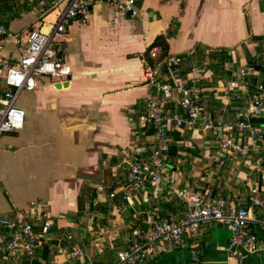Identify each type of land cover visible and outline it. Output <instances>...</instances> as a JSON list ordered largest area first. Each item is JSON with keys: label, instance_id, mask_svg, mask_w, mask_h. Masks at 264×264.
I'll return each mask as SVG.
<instances>
[{"label": "crops", "instance_id": "obj_1", "mask_svg": "<svg viewBox=\"0 0 264 264\" xmlns=\"http://www.w3.org/2000/svg\"><path fill=\"white\" fill-rule=\"evenodd\" d=\"M49 1L0 0V22L14 31H49L64 7L49 8ZM137 8L132 17L97 1L88 21L69 19L57 36V54L72 75L61 87L40 75L35 89L21 93L24 125L0 139V216L21 218L33 202L46 204L53 223L40 238L37 264H113L155 222L184 218L189 198L203 190L250 209L249 228L262 249L235 252L231 230L208 221L181 248L137 264H264V207L251 202V188L264 187V116L252 120L262 133L260 149L246 157L220 151L204 131L171 127L161 187L148 183L131 202L122 198L121 165L123 151L151 130L143 119L155 90L144 74L148 47L165 42L166 54H182L192 74L206 54V109L230 120L248 105L255 85L264 84V0H138ZM3 52L19 56L14 43ZM243 134L240 140H249V131ZM74 243L85 253L80 260L69 256L67 245ZM0 258L6 262L3 252Z\"/></svg>", "mask_w": 264, "mask_h": 264}, {"label": "built area", "instance_id": "obj_2", "mask_svg": "<svg viewBox=\"0 0 264 264\" xmlns=\"http://www.w3.org/2000/svg\"><path fill=\"white\" fill-rule=\"evenodd\" d=\"M97 1L103 0H50L49 8L62 4L64 7L49 31L41 26L14 31L0 22V139L5 133L14 132L24 125L26 111L19 105V97L22 92L36 88L38 76L47 75L61 82L69 80L72 67L57 54V36L65 31L69 19L88 21ZM105 1L118 12L132 17L138 15V0ZM9 43L17 45L18 57L4 54L3 50ZM145 53L147 55L142 56L144 74L155 87L146 99L143 118L151 130L123 151L121 165L126 172L122 187L124 200L131 202L148 183L158 189L161 187L163 169L171 148V127L204 131L211 135L213 145L225 154L246 157L259 151L262 133L253 126L252 120L264 116V84L255 85L248 105L238 107L230 120L216 118L205 106L207 94L202 80L211 68L206 54L199 64L193 66L195 73L192 74L184 69L182 54L161 56L163 48L158 44L150 45ZM242 72L246 73L241 69ZM262 74L264 76V68ZM227 83L235 87V81ZM245 130L249 131V140L242 141ZM254 164L261 168L260 159H255ZM261 175L264 178L262 170ZM109 195L113 197L115 192ZM251 202L264 207L263 186L251 188ZM94 215L91 213V218ZM250 219V209L237 198L197 190L189 198L184 218L172 216L155 222L142 240L135 237L127 248L119 250L113 264H137L181 248L187 236L197 233L208 221L219 222L231 230L230 247L235 252H257L262 246L258 236L249 228ZM52 223L46 204L40 201L33 202L21 218L0 216V252L5 254L6 262L25 258L23 264H37L40 238L49 233ZM138 233L134 230L135 236ZM67 238L71 240L73 235L69 234ZM67 246L72 260L84 257L85 253L78 244ZM6 262L0 258V264ZM67 264L74 263L69 261Z\"/></svg>", "mask_w": 264, "mask_h": 264}, {"label": "water", "instance_id": "obj_3", "mask_svg": "<svg viewBox=\"0 0 264 264\" xmlns=\"http://www.w3.org/2000/svg\"><path fill=\"white\" fill-rule=\"evenodd\" d=\"M66 85H68V80L63 81V82H61V81L56 82L57 87L66 86Z\"/></svg>", "mask_w": 264, "mask_h": 264}, {"label": "trees", "instance_id": "obj_4", "mask_svg": "<svg viewBox=\"0 0 264 264\" xmlns=\"http://www.w3.org/2000/svg\"><path fill=\"white\" fill-rule=\"evenodd\" d=\"M162 45H163V51H164V53H162L161 56L165 55L166 54L165 51H167V44L165 42L164 43L162 42Z\"/></svg>", "mask_w": 264, "mask_h": 264}]
</instances>
